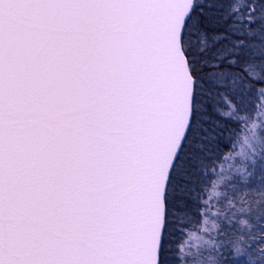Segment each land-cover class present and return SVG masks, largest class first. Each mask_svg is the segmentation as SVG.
I'll list each match as a JSON object with an SVG mask.
<instances>
[{"label": "snow or ice", "instance_id": "6c2138e0", "mask_svg": "<svg viewBox=\"0 0 264 264\" xmlns=\"http://www.w3.org/2000/svg\"><path fill=\"white\" fill-rule=\"evenodd\" d=\"M0 264H264V0H0Z\"/></svg>", "mask_w": 264, "mask_h": 264}, {"label": "trees", "instance_id": "16d2710c", "mask_svg": "<svg viewBox=\"0 0 264 264\" xmlns=\"http://www.w3.org/2000/svg\"><path fill=\"white\" fill-rule=\"evenodd\" d=\"M221 191H222V186L217 185L216 188L213 190V192H207L205 194V198H207L209 200V204L210 205H216V200H217L218 197L214 193H218V192H221ZM212 211H215V208H213ZM186 231L195 232L196 231V226L194 224L190 225L189 229H186Z\"/></svg>", "mask_w": 264, "mask_h": 264}, {"label": "rangeland", "instance_id": "374dc122", "mask_svg": "<svg viewBox=\"0 0 264 264\" xmlns=\"http://www.w3.org/2000/svg\"><path fill=\"white\" fill-rule=\"evenodd\" d=\"M189 244H195L196 242L194 240L188 241Z\"/></svg>", "mask_w": 264, "mask_h": 264}]
</instances>
